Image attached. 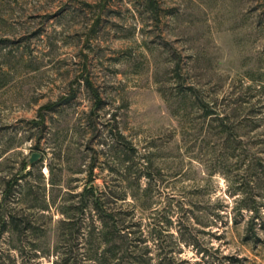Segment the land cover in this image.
<instances>
[{
    "label": "rangeland",
    "instance_id": "1",
    "mask_svg": "<svg viewBox=\"0 0 264 264\" xmlns=\"http://www.w3.org/2000/svg\"><path fill=\"white\" fill-rule=\"evenodd\" d=\"M102 260L264 264V0H0V264Z\"/></svg>",
    "mask_w": 264,
    "mask_h": 264
},
{
    "label": "trees",
    "instance_id": "2",
    "mask_svg": "<svg viewBox=\"0 0 264 264\" xmlns=\"http://www.w3.org/2000/svg\"><path fill=\"white\" fill-rule=\"evenodd\" d=\"M94 206H96V208L100 209L101 205L99 203V201L94 202ZM104 210V209H103ZM105 211V210H104ZM110 216H113V214H109ZM112 218V217H111ZM110 218V220H111ZM113 220V224L108 225V222H105L104 227L101 229V231L99 230L98 233H101L100 236H96L98 238H102V243H106L108 244V246H105L103 248V251L101 253V256L99 258H105L106 257V253L107 252H111V258H118L120 259L119 256H117L121 251L124 250V247L126 248L127 252H135L138 249V243L134 242V239L129 237V232L132 233H136V231H139V229L137 230H130L129 226L130 225H125L124 223H119L121 220L120 219H114ZM117 221V223H116ZM139 226V225H138ZM97 250L99 248V245L96 246ZM110 257V256H109ZM130 257H132L130 255ZM135 258L132 261L135 262H140L136 257H132ZM102 264H106L105 261L102 260L101 262Z\"/></svg>",
    "mask_w": 264,
    "mask_h": 264
},
{
    "label": "water",
    "instance_id": "3",
    "mask_svg": "<svg viewBox=\"0 0 264 264\" xmlns=\"http://www.w3.org/2000/svg\"><path fill=\"white\" fill-rule=\"evenodd\" d=\"M38 156H39V153H33L32 154V157H31V161H33V160H35V159H37L38 158Z\"/></svg>",
    "mask_w": 264,
    "mask_h": 264
}]
</instances>
